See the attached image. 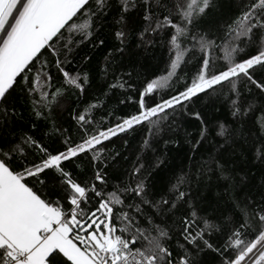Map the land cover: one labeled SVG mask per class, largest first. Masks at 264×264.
<instances>
[{"label": "snow or ice", "instance_id": "snow-or-ice-1", "mask_svg": "<svg viewBox=\"0 0 264 264\" xmlns=\"http://www.w3.org/2000/svg\"><path fill=\"white\" fill-rule=\"evenodd\" d=\"M220 9L0 0V264H264V168L240 166L250 145L264 166V0ZM158 42L148 78L131 56ZM182 129L187 169L158 185Z\"/></svg>", "mask_w": 264, "mask_h": 264}, {"label": "trees", "instance_id": "trees-1", "mask_svg": "<svg viewBox=\"0 0 264 264\" xmlns=\"http://www.w3.org/2000/svg\"><path fill=\"white\" fill-rule=\"evenodd\" d=\"M221 9L220 12L227 16L231 14L230 10V4L231 0H220ZM76 56L77 59L82 56H90L92 58L91 65L94 67L97 60L102 59V57L99 55L97 51H94L90 45H82L80 48L76 50ZM131 59L137 63V70L142 72L144 76H147L148 78H152L153 76H160L165 73V68L168 61V51L165 46L157 43L155 48H150L148 52H144L143 50H138L137 52L133 53L131 56ZM76 65H74L75 67ZM177 85H174L173 87H176ZM95 91V87L93 89L89 90V95H91ZM168 93H164L165 98L167 97ZM157 99H159V95L157 96ZM85 100H87V97H85ZM74 106V105H73ZM132 111L131 107H125L120 106L119 110L116 112L117 116L125 115ZM217 116L220 114L217 113ZM58 122L63 123L64 127H69L71 124V131L75 132V122L71 120V116L68 115V113H65L63 115L62 119L58 118ZM43 123H41V128L43 129ZM184 128L187 129L188 132L194 133L195 130V123L194 122H185ZM45 131L47 129H44ZM142 133L138 132L136 134L130 135L128 137L130 144L135 147L137 145V142L140 139ZM185 132L182 129L177 135L172 137L175 140H179L181 142L180 145L169 143L167 146V156H168V168L165 170L157 171L154 173L155 180L158 185H162L164 183H167L168 181H171L174 178V175L178 174L180 169L183 167L185 170L187 169L188 162L184 158V152L187 149V144L183 142ZM165 139H168V136H165ZM114 146L116 150H122L121 140L117 138H113ZM46 142L50 144L51 148H57L60 147V142L53 137L52 139H47ZM258 146V145H257ZM109 147H113L112 144L109 145ZM160 149H163V141H161L159 145ZM128 154V153H125ZM161 152H157V155H160ZM246 159L241 162V167L244 168L249 173H255L257 176H259L260 171L264 166H262L259 161L254 159L253 155V149L250 145L248 147V151L246 154ZM134 158V157H133ZM151 157L149 156V159ZM70 170H72V166H68ZM121 171L123 168H126L127 165H120ZM82 171V170H77ZM121 173H114V175H120ZM115 182V181H114ZM211 254H209L205 259H211Z\"/></svg>", "mask_w": 264, "mask_h": 264}]
</instances>
